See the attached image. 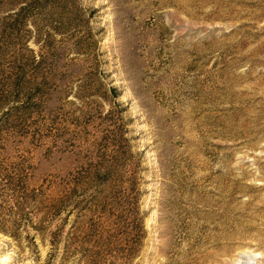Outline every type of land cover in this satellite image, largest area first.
<instances>
[{
	"label": "rangeland",
	"instance_id": "obj_1",
	"mask_svg": "<svg viewBox=\"0 0 264 264\" xmlns=\"http://www.w3.org/2000/svg\"><path fill=\"white\" fill-rule=\"evenodd\" d=\"M0 173V264H264V0H0Z\"/></svg>",
	"mask_w": 264,
	"mask_h": 264
},
{
	"label": "trees",
	"instance_id": "obj_2",
	"mask_svg": "<svg viewBox=\"0 0 264 264\" xmlns=\"http://www.w3.org/2000/svg\"><path fill=\"white\" fill-rule=\"evenodd\" d=\"M25 184L26 180L24 177H21L20 174H15V177H8L3 176L0 173V224L3 226V228L13 229L14 231H17L18 224L21 222L22 217L20 216L19 219H15V217H18L16 212L20 211L18 207L23 205V203L13 202L11 200L15 198V195L18 193L19 190H21L23 193L27 191ZM79 186V183L75 184V186L71 188L64 197L52 201L49 207H45L43 211L41 210L40 213L43 216L38 222V228H35L40 231V233H42L43 235L47 231V229L53 224V222L56 221V219L60 215L65 213L66 216L62 220L63 224L60 227H57L54 233L50 234V244L54 247H58L60 245V241L64 240V244L62 246V250L64 252H67L71 247V233H66L64 235L63 226H65V224H67L66 222L69 221V218L73 213L75 206L78 207V205H80H75L73 202V198L76 196L75 194L79 192ZM80 192H82V190H80ZM6 196L9 197V202L12 203V208L15 210L13 212L11 210V212H9L8 214H5V212L3 211L4 206L7 202L3 200V198ZM33 198V196H29L28 194H23L22 196L24 204L30 201L34 202L35 200H32ZM70 228H72V226ZM5 231L7 233V230Z\"/></svg>",
	"mask_w": 264,
	"mask_h": 264
}]
</instances>
